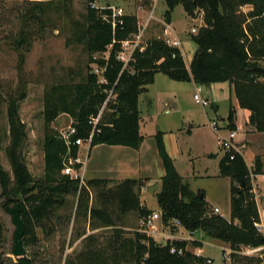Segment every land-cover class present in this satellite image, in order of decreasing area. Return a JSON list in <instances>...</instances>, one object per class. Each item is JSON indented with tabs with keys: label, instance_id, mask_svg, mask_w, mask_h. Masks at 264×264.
Masks as SVG:
<instances>
[{
	"label": "trees",
	"instance_id": "16d2710c",
	"mask_svg": "<svg viewBox=\"0 0 264 264\" xmlns=\"http://www.w3.org/2000/svg\"><path fill=\"white\" fill-rule=\"evenodd\" d=\"M82 1L86 3L85 20L83 25L76 22V39L83 43L88 63L103 69L100 74L103 81H99L93 71L88 72L85 81L60 86L58 98L50 100L43 143V178H33L21 152L27 133L18 110L25 90L21 89L18 95H9L6 99L9 141L5 154L10 172L0 166V186L8 202L9 197H22L19 206L25 226L22 241L26 246L37 243L35 227L45 229L56 209L70 195L76 196V218L96 219L102 226H111L115 231L121 217L128 212H136L139 219L152 214L140 203V179L125 178L108 186L109 179L90 178L79 185L78 178L63 174L65 158H75L79 147L72 143L68 150L59 133L49 127L61 113L72 117L71 125L75 128L72 140L86 139L92 133L90 147L106 144L137 149L142 141L138 96L159 72L175 81L192 80L204 85L227 81L232 85L239 106L250 111L248 124L254 131L264 133V74L254 70L255 66H260L257 60L264 59V0H164L166 22L170 21L171 13L178 5L190 16L196 9L203 12L204 25L197 33L189 35L196 45L189 70L180 49L167 45L162 38L148 39L144 50H134L132 58L123 67L117 55L122 41L131 39L138 32L137 17L123 14L115 19L113 26L109 7L94 6L96 0ZM2 2L4 0H0V4ZM21 4L30 5L23 14L24 21L27 14L29 19L43 27L42 16L50 1L21 0ZM246 4H251L252 10L243 13L240 7ZM249 18L253 20L251 23ZM247 35L257 43H245ZM27 36L21 31L14 40L15 48L25 44ZM22 64L23 56L20 55L19 69ZM234 119L235 111L230 107L227 115L230 130L236 128ZM155 141L164 168L160 190L156 193L164 225L171 226L174 231L177 226L172 220H177L183 229L189 232L201 230L207 237L228 242L235 250L240 246L264 245V234L255 228L258 207L252 184L253 175L264 174L260 157L255 156L251 170L243 156L233 149L226 150L220 158L219 175L230 179L229 218L226 219L213 211L203 191H192L188 181L177 172L160 133L156 134ZM75 167L79 169L80 163ZM89 189L96 193L97 206L90 202ZM84 234L78 233V237ZM115 238L119 239L117 244L114 239L107 241V253L106 249L92 246V235H85L83 240L89 243L76 257L67 258L64 264H205L206 261L203 256L187 250L188 241L184 239L159 244L144 232H136L127 238L116 234ZM2 241L0 232V246ZM192 243L201 245L197 240ZM172 246L182 252H170ZM238 262L264 264V255L244 256ZM0 264H3L1 259ZM15 264H37L36 257L32 252L25 253Z\"/></svg>",
	"mask_w": 264,
	"mask_h": 264
},
{
	"label": "rangeland",
	"instance_id": "374dc122",
	"mask_svg": "<svg viewBox=\"0 0 264 264\" xmlns=\"http://www.w3.org/2000/svg\"><path fill=\"white\" fill-rule=\"evenodd\" d=\"M49 1L50 4L42 16L43 27H39L35 21L29 19L27 14L25 16L27 20L24 21L23 14L30 5H22L20 0H4L0 4V166L10 172V165L5 154V147L9 141L6 99L9 95H18L19 91L24 89L25 97L19 102L18 112L20 119L25 123L27 138L21 152L31 175L35 179L45 176L43 143L47 129L46 116L50 108V100L58 98L60 86L85 81L88 72L93 71L97 74L98 80H102L100 72L95 71L97 65L88 63L84 45L76 39V22L81 25L84 24L86 3L82 0ZM93 4L100 8L109 6L116 10L121 8L124 14H132L134 11L142 10L140 17L137 18L138 35L141 33V36L139 39L132 36V39H138L139 43H146L151 38H164L166 35L163 16L166 9L164 0H97ZM152 9L154 16H161L163 22H159L152 16L150 18V14L144 18ZM240 10L243 13H248L252 10V5H243ZM172 12L174 33L177 35L173 34L180 39L181 50L184 57L188 58L195 49L193 47L196 46L190 40L189 35L197 33L198 29L204 25L203 12L196 9L190 16L187 15L181 5L176 6ZM252 21L251 18L248 19L249 23ZM21 31L28 35L26 43L15 48L14 40ZM244 40L245 43H257V40H252L249 35ZM20 55L23 56L21 69L18 68ZM96 56L100 57L99 55ZM257 63L264 66V59H258ZM163 77L169 81L164 74L159 73L156 83L161 84ZM218 85H222V82H218ZM226 85L227 88L219 87L220 93L228 90V84ZM214 91H216L214 84L210 87L200 86L199 91L191 89L189 92H185L181 99L183 105L190 110L189 112L195 114V122L203 124V127L197 131V136H203L210 140L212 149L217 148L219 137L213 135L209 130L211 127L208 125L209 122L214 119L221 127L227 123L226 105L221 103L218 112L211 107ZM195 93L200 96V102L194 100L193 95ZM160 110V121L175 118L172 110L170 115L164 113L163 107ZM71 123L72 117L66 113H61L50 123L49 127L59 133L66 131ZM225 133L227 134L228 131L225 130ZM85 149L86 145H83L82 154H84ZM90 155L94 157V161H104L108 156V148L107 146L92 148ZM245 156L249 158L250 152L246 151ZM86 180L84 177V182ZM110 181L108 186L119 182ZM260 182L262 184L263 179H260ZM192 186L193 188L202 187L211 201L217 204L213 206L219 208V214L226 219L229 218L230 187L226 188L224 182H216L206 178L199 180ZM89 191L91 204L97 206L95 191L93 189H89ZM256 193L258 194V192ZM147 198L148 207L157 211L156 195L153 193V189L148 190ZM258 198L261 197L258 196ZM12 205L13 203L8 202L6 196L2 194L0 186V232L3 238L0 246V259L3 264H15L18 258L12 253L15 225L7 210V206ZM75 206L76 196H67L64 204L56 209L51 220L47 222L45 229L35 227L37 243L32 246L24 245V248L26 253L32 252L35 255L37 264H64L67 258L76 257L83 250L84 245L89 243V241L83 240L85 235H92V246L106 249L108 240L114 239L115 243H118L119 239L115 238L116 234H119L120 238H127L132 237L136 232H142L141 219L134 211L121 217L118 222V229L115 231V228L111 226H102L96 219L76 218ZM257 207L264 209V205H257ZM152 223L154 228L145 226L146 234L152 236L159 244H165L167 240H171L172 238L168 237L171 233L178 239H184L189 234V231L181 226H177L173 231L171 226L164 225L159 218L153 220ZM81 232H85V234L78 237V233ZM194 238L202 239L203 242L200 246H196L192 243L193 240H187L186 248L192 253L203 256L206 259L205 264H239L238 261L241 257H261L264 255V249L249 253L246 252L248 246H240L238 250L232 249L228 242L207 237L201 230L195 233ZM106 250L109 253V249Z\"/></svg>",
	"mask_w": 264,
	"mask_h": 264
},
{
	"label": "crops",
	"instance_id": "0c3cea01",
	"mask_svg": "<svg viewBox=\"0 0 264 264\" xmlns=\"http://www.w3.org/2000/svg\"><path fill=\"white\" fill-rule=\"evenodd\" d=\"M140 12L143 11H134L132 14L139 18ZM147 14L144 18L150 14L159 22H163L161 16H154L153 9ZM164 25L167 30L170 29L173 33L175 32L172 14L170 16V21H165ZM193 48H196V46ZM180 51L183 56L184 63L189 70V64L195 49L188 58L184 57L181 46ZM158 74L159 72L154 75L152 83L147 84L145 86V91L141 92L138 96L139 133L142 136L139 148L133 149L123 145L106 144H97L92 147H88L87 144H82L78 148L80 172L86 179L106 178L116 181H120L125 178L140 179L141 186L139 189V200L141 205L151 210L152 213H157L159 215L160 209L158 204L157 211L150 209L147 204V196L149 189H153V193L155 195L160 190L161 177L164 174V168L155 141L156 134L160 133L164 148L172 159L177 172L188 181L192 191H203L207 203L213 208L216 207L218 209L217 213L219 214V208L217 206H213L217 204L211 201L205 190L199 186L193 188L192 185L197 183L199 180L206 178L212 179L216 182H224L226 188L230 187L229 177L220 176L218 170V162L223 156L225 150L220 146L218 141L217 148L212 149L210 146V140L203 136H197V131L203 127V124L195 122V114L189 112L190 110L183 105L181 101L182 96L185 92H189L191 89L199 91L200 86L210 87V85H215L216 91L212 94L214 100L211 102V107L214 111L218 112L220 104L224 103L227 107V115L230 107L234 109V123L236 128L234 129L235 135L233 142L238 146L239 153L243 156L249 170L253 168L255 156H258L262 161V169L264 171V133L254 131L248 124L250 111L239 106L238 100L233 92L232 85L227 81L222 82V85H218V82L204 85L198 84L192 80L175 81L168 78L164 74L169 81L163 77L161 84H157L156 78ZM226 84H228V90L220 93L219 87L222 86L227 88ZM162 107L164 108L165 114L170 115L172 110L175 118H168L160 121L159 114ZM227 125L228 121L226 125L222 126L219 130L213 129L210 126L209 130L216 137H226L227 134L225 133V130H228ZM83 145H86L84 154L81 153ZM104 146H107L108 148L107 159H104V161L100 160L101 162L94 161V157L90 155L91 149ZM246 151L250 152L249 158H246L245 156ZM260 179H263L262 184ZM252 184L256 194L257 205H264V174L253 175ZM256 192H258V194ZM258 196L261 198L259 199ZM228 205H230V200ZM197 231L198 230L189 232L184 240H197L203 242L202 239L194 238ZM173 235L174 234L171 233L168 237L178 239L177 236Z\"/></svg>",
	"mask_w": 264,
	"mask_h": 264
},
{
	"label": "built area",
	"instance_id": "2783aa9c",
	"mask_svg": "<svg viewBox=\"0 0 264 264\" xmlns=\"http://www.w3.org/2000/svg\"><path fill=\"white\" fill-rule=\"evenodd\" d=\"M109 8L111 9V18L113 21L112 25L114 26L115 19L117 17H120L124 13H123L121 8H118L117 10L114 7L109 6ZM150 18H151V15H150ZM138 31H139V26H138ZM164 32L166 34L165 37L162 38L164 40V42L169 46L177 47L180 49V46H181L180 39L177 36H175L170 29L167 30V28H166L164 30ZM133 36H136L139 39V37L141 36V33H140V35H138V32H137ZM138 39L133 40L131 38V39H127V40L122 41L121 50L119 51V53L117 55V59H119L123 62V67H125L127 65V63L129 62V60L132 58V54H133L134 50H136V49H138L140 51L144 50L146 43H139ZM95 71L100 72V74H101L103 69H101L97 66ZM101 81H103V79ZM194 99L197 102L201 101L200 97L197 93L194 94ZM97 119H98V117L94 118L93 122H96ZM209 124L212 128H214L216 130H219L222 128L221 126L218 125V122L214 119L211 120L209 122ZM227 131H228V133H227L226 137H221V136L219 137L218 142H219L220 146L225 151L233 149V150L239 152L238 146L236 144H234V142H233L235 131L230 130V129H228ZM74 133H75V128L72 127L71 124L68 125L66 131H60L59 132V136L63 139L68 150H69L70 144H72V143L78 145V147L82 144H87L88 147L90 146L92 133L86 139L76 138V139L72 140V135ZM76 163H80V159H79L78 154L75 158H73L71 156L66 157L64 160V167L62 169V172H63V174L68 175L70 178H74V179L78 178L79 179V185H82V184H84V177H83V174L80 172V168L77 169L75 167ZM213 211L215 213H217L218 209L216 207H214ZM156 218H159L161 220V215L160 214L158 215L157 213H152V214L148 215L146 218H142L141 219V222H142L141 231L147 233L146 232L147 229H145V226H147L148 228H154L155 226L153 225L152 221L155 220ZM172 221H173V224L175 226H180V224L177 220H172ZM255 228L259 233L264 234V209H258V219L255 222ZM247 248L248 249L246 250V252L249 253V252L257 251L259 249L260 250L264 249V245L259 246V247H247ZM170 252L181 253L182 250L180 248L178 249L175 246H172L170 248Z\"/></svg>",
	"mask_w": 264,
	"mask_h": 264
},
{
	"label": "water",
	"instance_id": "95a60500",
	"mask_svg": "<svg viewBox=\"0 0 264 264\" xmlns=\"http://www.w3.org/2000/svg\"><path fill=\"white\" fill-rule=\"evenodd\" d=\"M254 70L264 74V66H255ZM10 202L13 203L12 206H7L8 212L11 214L12 222L15 225V231L13 233V249L12 253L16 257H22L25 255L26 250L23 245L22 236L25 231L24 223L20 217V206L19 201L22 199L20 195L16 197H9Z\"/></svg>",
	"mask_w": 264,
	"mask_h": 264
}]
</instances>
